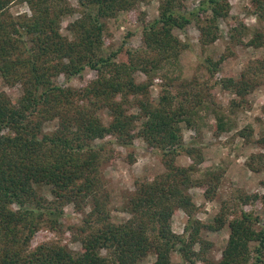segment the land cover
Segmentation results:
<instances>
[{"label":"trees","instance_id":"trees-1","mask_svg":"<svg viewBox=\"0 0 264 264\" xmlns=\"http://www.w3.org/2000/svg\"><path fill=\"white\" fill-rule=\"evenodd\" d=\"M185 1L160 0L157 16L143 26L139 48L105 54L106 22L138 0H75L77 9L68 0H0V77L20 86L14 102L0 93V264H143L149 256L151 264H173V253L188 264H264V221L258 216L223 206L212 224L194 219L188 191L204 184L196 177L202 154L181 135V124L194 129V120L208 110L215 132L235 126L232 117L264 82V32L255 31L248 41L261 57L238 80L216 82L235 97L227 111L212 100L208 83L182 82L173 92L172 83L179 81V75L171 76L173 68L186 50L175 31L194 24L200 45L208 47L230 13L227 0H200L191 9ZM16 2L25 3L30 13L13 17L9 9ZM251 3L257 22L264 23V0ZM76 12L64 35L63 19ZM234 33L245 35L243 24L229 35L241 43ZM220 63L207 58L202 66L212 76ZM85 70L95 77L84 86L57 84L60 76L71 79ZM156 78L162 82L154 99L150 88ZM249 132L247 127L240 135ZM135 139L161 153L163 172L135 184L122 208L127 217L120 220L111 214L102 180L106 145L127 149ZM257 144L260 152L247 166L264 173V134ZM180 155L191 164L177 165ZM66 206L81 216L69 227L79 250L53 241L31 247L41 228L61 227ZM176 210L188 216L182 235L171 229ZM225 224L229 233L221 257L206 262L201 254L210 243L201 233Z\"/></svg>","mask_w":264,"mask_h":264},{"label":"rangeland","instance_id":"rangeland-1","mask_svg":"<svg viewBox=\"0 0 264 264\" xmlns=\"http://www.w3.org/2000/svg\"><path fill=\"white\" fill-rule=\"evenodd\" d=\"M68 1L77 9L75 0ZM199 1L186 0L185 4L191 9L197 6ZM227 1L230 6L229 16L220 22L219 37L210 46L203 48L200 45L199 32L194 24L183 31H175L186 46V50L178 58L177 69L173 68L174 72L171 75H179V81L172 83L173 92H178L179 88L176 86L182 82L208 83L212 89V100L224 111L228 110L230 100L235 97L228 91L220 89L216 82L223 78L238 80L241 72L261 57V51L249 46L248 41L255 31L261 29V32H264V23L257 22L253 13L252 0ZM159 3L160 0H138L132 9L120 12L115 19H109L106 22L103 39L105 54L120 48H139L143 26L157 16ZM9 13L16 17L29 14L30 11L25 3L16 2L11 5ZM78 15L79 13L76 12L63 19L61 32L64 35L67 34L65 30L67 24ZM240 24L245 27L246 34L238 36L234 33L241 43L231 42L229 38L231 30L239 28ZM207 58L213 62L221 60L218 71L212 76L202 66ZM94 77V72L85 70L80 76L71 79L60 76L57 84L80 88ZM139 79L144 80V77L139 75ZM161 82L159 78L154 79L150 88V95L154 99L159 95ZM19 90V85L9 86L0 77V93H5L13 102L18 98ZM101 117L107 121L105 113H102ZM232 118L235 126L223 133L215 132L210 110L203 112L194 120L196 122L194 129L181 124L184 143L198 148L202 154V162L198 166L199 172L196 177L204 184L192 187L188 193L195 205L194 219L205 225L213 223L223 206L228 207L231 212L251 213L264 221V173H255L247 166L251 156L260 152L257 140L264 134V82L245 98V102ZM247 127L250 128L251 133L249 132L248 137L244 138L240 133ZM50 128L45 129L49 131ZM106 147L108 161L103 165L102 180L111 196L112 216L123 220L127 217L122 212L125 198L133 192L135 184L151 182L163 172L161 153L149 149L141 139H135L134 146L127 149L115 144H107ZM175 162L183 167L191 164V160L185 155L177 157ZM207 173L212 175L207 177L205 176ZM80 219L81 216L76 214L71 206L64 207V215L60 220L61 227L55 230L41 228L34 236L31 247L53 241L78 251L79 246L73 242L69 227L78 224ZM187 219L188 216L183 211L176 210L171 220L173 233L182 235ZM228 233L227 224L217 231H202L201 237L210 243L209 248L201 254L206 262H217L220 259ZM153 260L154 258L149 256L143 264H151ZM171 261L173 264H188L184 263L177 253L171 255ZM194 264H205V262L195 261Z\"/></svg>","mask_w":264,"mask_h":264}]
</instances>
